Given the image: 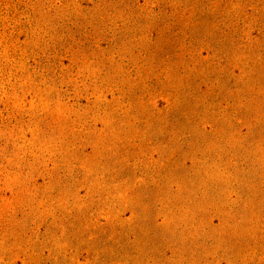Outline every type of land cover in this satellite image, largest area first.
Returning a JSON list of instances; mask_svg holds the SVG:
<instances>
[{"label":"rangeland","instance_id":"rangeland-1","mask_svg":"<svg viewBox=\"0 0 264 264\" xmlns=\"http://www.w3.org/2000/svg\"><path fill=\"white\" fill-rule=\"evenodd\" d=\"M0 264H264V0H0Z\"/></svg>","mask_w":264,"mask_h":264}]
</instances>
